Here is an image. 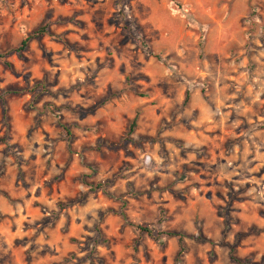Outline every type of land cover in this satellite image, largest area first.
<instances>
[{"label": "rangeland", "instance_id": "rangeland-1", "mask_svg": "<svg viewBox=\"0 0 264 264\" xmlns=\"http://www.w3.org/2000/svg\"><path fill=\"white\" fill-rule=\"evenodd\" d=\"M0 52V264H264V0H0Z\"/></svg>", "mask_w": 264, "mask_h": 264}, {"label": "trees", "instance_id": "trees-1", "mask_svg": "<svg viewBox=\"0 0 264 264\" xmlns=\"http://www.w3.org/2000/svg\"><path fill=\"white\" fill-rule=\"evenodd\" d=\"M47 29L45 27H41L38 28L37 30H35L34 32H32L30 35L26 36L24 39L21 40V42L19 43L18 47L13 49L12 53H15L17 56H21L22 53L26 50L28 43L32 40H36L39 39L45 35H47ZM8 55V53H1L0 52V60H4L6 58V56ZM4 66L9 69L10 68V64L7 63L6 61H3ZM38 88L41 89V91L43 90V88L39 85L34 86L31 90L27 91L29 94L33 93L34 91H36ZM136 121H137V116L134 117V119L132 120L129 129H128V134H132L133 130L135 129L136 126ZM59 127L62 129V132L65 136V138L69 141L71 138V131L70 128L67 127L66 125H59ZM105 184L101 185H95V186H88L90 188V190L92 192L95 191H101L103 193H105ZM137 231L140 235H145L149 238H153L154 240L158 239V238H175L177 240L178 243V247H179V253H184L186 250L185 244H184V236L181 233H176V232H169V231H161L156 233V235L154 236V231L152 228L148 227V226H137ZM234 264H245V262H241L240 260L237 259H233Z\"/></svg>", "mask_w": 264, "mask_h": 264}]
</instances>
